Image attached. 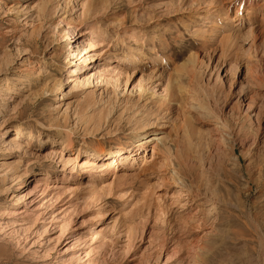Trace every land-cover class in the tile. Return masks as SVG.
Segmentation results:
<instances>
[{
	"label": "rangeland",
	"instance_id": "rangeland-1",
	"mask_svg": "<svg viewBox=\"0 0 264 264\" xmlns=\"http://www.w3.org/2000/svg\"><path fill=\"white\" fill-rule=\"evenodd\" d=\"M211 1L78 18L77 0H0V264H264V0ZM72 19L101 21L103 46L83 50ZM97 50L135 60L100 82Z\"/></svg>",
	"mask_w": 264,
	"mask_h": 264
},
{
	"label": "bare ground",
	"instance_id": "bare-ground-1",
	"mask_svg": "<svg viewBox=\"0 0 264 264\" xmlns=\"http://www.w3.org/2000/svg\"><path fill=\"white\" fill-rule=\"evenodd\" d=\"M71 1H74V0H65V6L63 7V10H64V12H63V14H66L67 12H69V10H72L71 9V6H70V3H71ZM80 1H81V4H82V10L83 11H81L80 12V14L78 15V18H82V16L83 17H88V16H93V15H98V14H100V16H107V14H105L104 12H102L101 13V9H103L102 7H105V5H98L97 3H96V0H77V3L79 2L80 3ZM218 1H221V0H212L211 2H209L210 4H216ZM60 5V4H59ZM69 6H70V9L68 10V8H69ZM251 6V5H250ZM105 8H107V7H105ZM238 9H237V14H236V16L237 15H239L240 14V11H241V9L243 8V6L242 5H240V6H238L237 7ZM221 9H222V7H221ZM248 10H250V7H248L247 8ZM44 10V6H42V8H41V11H43ZM77 12V11H76ZM106 12V11H105ZM250 12V11H249ZM222 16H224L223 18H224V23L226 22V20L228 19V20H230V22L233 24V23H235V20H234V18H231L230 17V14L226 11V12H224L223 14H222ZM76 19H72V27H71V33L73 34V35H76L77 34V36L78 35H80V36H82V37H84V39H83V41H82V43L83 44H85L84 45V47H82V49L84 50L86 47L85 46H90L91 48H100L101 46H103V44H104V40H105V38H107L108 36H109V32H108V30H106L105 28H102V27H100V26H103V24H100V22L98 21V23H94V24H92V25H90L89 27H87V29L85 30V31H80V29H78V20H76ZM234 20V21H233ZM242 23V22H241ZM80 24V23H79ZM236 25V24H235ZM235 25H233V27H232V29L234 28V26ZM232 26V25H231ZM253 28V27H252ZM252 28H249L248 30L249 31H252ZM216 29V28H215ZM234 32H235V29H234ZM233 32V33H234ZM162 33V32H161ZM141 36H142V40H140L139 41V43L141 42H144L146 39H148L149 41H154L153 40V38H154V35L152 36H150L149 38L147 37V33H142L141 34ZM162 36V35H161ZM160 36V37H161ZM76 37V36H75ZM232 37H234L233 36V34H229V35H226L225 36V38L226 39H228V40H231L232 39ZM163 40V39H162ZM156 41V40H155ZM144 44V43H143ZM81 47V45H78V48H80ZM89 47V48H90ZM103 49V48H102ZM79 50V49H78ZM98 56H101V58H103L102 60H104V63L103 64H101V67H100V69H99V72L97 73V75L95 74V78H97V79H99V81L100 82H106V83H113V80H115L114 82H115V84L118 82V79L121 77V75L124 73V71H123V69L120 67V65L119 64H115V65H113V63L114 62H112V60L113 59H118L117 61H119V62H122V59L124 60V61H134L135 60V55L134 54H132V53H134L133 51H132V53L131 54H129V55H126V56H122V55H111V53H108V52H105V53H102V50H100V51H96L95 52ZM79 54V53H78ZM95 54V55H96ZM68 56H73L72 58H71V60H69L68 62L71 64V63H74V62H77V61H75V57H78V55H77V52H75V53H72L70 50L69 51H67V57ZM128 59V60H127ZM130 59V60H129ZM103 62V61H102ZM176 70V69H175ZM71 71V73H72V71H74V70H70ZM94 74H91L90 76H85L84 78H83V80L82 81H84L83 83L85 84H87V83H90V82H92L91 80H92V76H93ZM93 78H94V76H93ZM127 78L129 79L130 78V76H127ZM68 79H70V78H68ZM67 79V80H68ZM63 81H64V79H61L59 82H57L56 83V85L54 86V88L55 89H57V88H60V90L62 89V87H63ZM128 81V80H127ZM66 82V81H65ZM178 83V82H177ZM78 84H75V86H77ZM179 89H180V92H185L186 91V89L184 88V87H182V85H180L179 84ZM166 90L167 91H169V94L167 95V96H165L164 97V100H166V101H169V103H171L172 102V95H171V93H170V90H171V88H170V84H168V86H167V88H166ZM61 94H64V92H63V90H61V92H60ZM250 106V105H249ZM250 108V107H249ZM208 110H209V108H207ZM112 113V111L110 110L109 111V115ZM42 125L44 126V127H48V128H52L53 127V125L51 124V123H49V125L48 124H44V123H42ZM26 129L25 128H23V126L22 125H18L17 127H16V134H17V137H14V139H17L18 137L20 138V136L21 135H24L25 133H27L28 135H29V138L32 140V139H36V140H38V141H41L42 139L43 140H45L46 138H47V141H55L56 139H57V137L59 138V139H61L62 141H64V142H66L67 143V145H72V143H74V139L72 138V136H71V134H72V132H69V129H67V128H65L63 131H59V132H55V133H53V132H51V131H48L46 134H45V136L43 135V133H44V131L42 132V131H37V132H34V130H27L26 132ZM44 136V137H43ZM154 136V137H153ZM140 139H139V145H140V147L143 149H146L149 145H150V143L153 141V139H159L158 137H156L155 136V134L153 133L152 135L150 134V135H148V133H146V132H144V133H141L140 134ZM221 138V137H220ZM219 141V140H218ZM46 142V141H45ZM222 142V141H221ZM13 145H16V147L17 146H19V148L21 147V144L22 143H18V142H16L15 140L13 141V143H12ZM11 144V145H12ZM219 144H220V142H219ZM157 145V144H156ZM155 145V146H156ZM22 147H24L23 145H22ZM99 148V146L98 147H94V149H95V151H101V152H106L107 151V149L105 148V147H101L102 149H98ZM128 148V147H127ZM169 148V147H168ZM133 151L132 149H130L129 148V151ZM154 150H155V147H154ZM128 151V150H127ZM108 152V151H107ZM155 152V151H154ZM169 156H171V155H169ZM154 158V157H153ZM178 158V157H177ZM182 159V158H181ZM181 159H179V160H181ZM72 162V161H71ZM30 164H32V163H30ZM85 164H87V165H90V166H94V165H96V164H94V163H92L91 161H85ZM108 165H106V163H104V164H102L101 166H100V169H99V171L100 172H102L101 173V175H104L105 174V171L107 170V167ZM108 174V173H107ZM44 189V188H43ZM44 191H45V189H44ZM19 199V198H18ZM105 217V216H104Z\"/></svg>",
	"mask_w": 264,
	"mask_h": 264
}]
</instances>
